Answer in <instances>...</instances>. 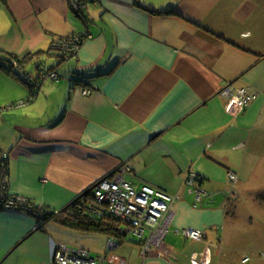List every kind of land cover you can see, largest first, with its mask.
<instances>
[{
	"label": "crops",
	"instance_id": "1",
	"mask_svg": "<svg viewBox=\"0 0 264 264\" xmlns=\"http://www.w3.org/2000/svg\"><path fill=\"white\" fill-rule=\"evenodd\" d=\"M72 36L82 42L63 61L54 45ZM10 55L32 82L9 70ZM1 65L7 195L57 212L123 168L132 187L176 200L164 238L172 254L143 257L124 242L114 251L122 264H191L193 254L211 263L220 241L210 227L227 220L235 196L228 172L239 184L264 168V0H89L79 14L69 0H0ZM41 66L59 80L39 82ZM227 85L257 94L236 118L219 93ZM189 174L212 196L203 205L194 206ZM36 221L0 206V264H52L58 245L106 253L103 234ZM188 228L203 240L175 233Z\"/></svg>",
	"mask_w": 264,
	"mask_h": 264
},
{
	"label": "built area",
	"instance_id": "2",
	"mask_svg": "<svg viewBox=\"0 0 264 264\" xmlns=\"http://www.w3.org/2000/svg\"><path fill=\"white\" fill-rule=\"evenodd\" d=\"M89 0H69L71 8L79 14ZM82 38L72 36L61 39L55 43V50L61 55L63 61L76 57ZM13 69L25 81L32 82L31 78L25 76L17 64L12 63ZM59 75L54 71L39 67L38 81H58ZM92 93L91 88L82 89V96L88 97ZM225 100V113L231 118L238 117L245 107L257 99V94L247 88H234L227 85L220 92ZM27 102L10 105L4 110H11L22 107ZM0 162V206L4 208L31 211L32 203L22 197L9 196L4 189V175L7 169V155L1 156ZM126 170L121 168L109 177L98 180L91 188V199L84 203L83 210L96 217L110 216L118 220L117 233L122 240L107 238L106 253L102 255H91L89 251L81 248H71L64 245L55 247L51 254L52 264H122V261L114 254L115 249L124 242L138 240L140 253L143 257H167L172 254L173 249L169 247L164 238L169 232L171 220L173 219V204L175 197L170 196L162 190L143 185L132 187L124 181L122 175ZM230 182L235 185L237 177L233 172H228ZM195 176L189 174L187 185L190 187L189 194L194 195V206L203 205L204 199H211L212 196L201 192L193 187ZM35 217L40 219V212H34ZM35 229H38L36 224ZM176 234L184 239L199 242L203 240L201 231L188 228L176 230ZM207 254H205V257ZM200 263L196 254L191 256V264H207L208 259H202Z\"/></svg>",
	"mask_w": 264,
	"mask_h": 264
},
{
	"label": "rangeland",
	"instance_id": "3",
	"mask_svg": "<svg viewBox=\"0 0 264 264\" xmlns=\"http://www.w3.org/2000/svg\"><path fill=\"white\" fill-rule=\"evenodd\" d=\"M255 171L242 183L238 184L235 173L237 183L229 180L235 196L228 204L227 220L210 227L220 242L215 243L218 248H212L209 264H264V168ZM130 243L139 244L137 239Z\"/></svg>",
	"mask_w": 264,
	"mask_h": 264
},
{
	"label": "trees",
	"instance_id": "4",
	"mask_svg": "<svg viewBox=\"0 0 264 264\" xmlns=\"http://www.w3.org/2000/svg\"><path fill=\"white\" fill-rule=\"evenodd\" d=\"M65 39V38H64ZM57 43V42H56ZM58 53V52H57ZM60 59H62L61 55ZM9 70L15 74L17 72L13 69L12 63L17 64L19 68L22 61L18 60L14 55L9 56ZM2 68V65L0 66ZM19 76V75H18ZM20 78V76L18 77ZM24 82L25 80L22 79ZM91 199L90 189L83 192L81 195L73 199L68 205L57 212H53L41 207H37L32 203V210L28 211L29 214L40 212V219L36 218L38 228L45 222L53 221L57 224L66 227L72 231L81 232L84 234H103L107 238H115L122 240V237L117 233L119 227L118 220L112 217H96L93 214L83 210V205ZM121 243L120 245H122Z\"/></svg>",
	"mask_w": 264,
	"mask_h": 264
}]
</instances>
